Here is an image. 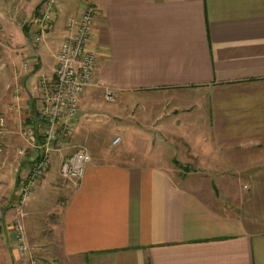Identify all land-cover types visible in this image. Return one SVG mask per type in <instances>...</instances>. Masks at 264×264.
<instances>
[{
	"label": "crops",
	"instance_id": "crops-1",
	"mask_svg": "<svg viewBox=\"0 0 264 264\" xmlns=\"http://www.w3.org/2000/svg\"><path fill=\"white\" fill-rule=\"evenodd\" d=\"M40 1L0 0V39L30 45L22 54L30 66L22 92L34 97L26 88L33 72L41 70L36 86L52 76L67 17L91 3L96 69L80 111L94 105L127 117L138 98L139 119L157 117L156 131L183 141L186 161L201 170L178 175L165 150L127 163L91 159L53 205L63 264H264V0H57L48 35L36 44L29 32ZM107 93L113 101L98 104ZM147 110L152 114L144 116ZM27 158L1 164L5 196ZM39 196L27 204L29 217H37ZM10 213L0 206V264L9 254L2 218Z\"/></svg>",
	"mask_w": 264,
	"mask_h": 264
},
{
	"label": "rangeland",
	"instance_id": "rangeland-1",
	"mask_svg": "<svg viewBox=\"0 0 264 264\" xmlns=\"http://www.w3.org/2000/svg\"><path fill=\"white\" fill-rule=\"evenodd\" d=\"M30 22L31 17L22 19L20 25L25 26L30 24ZM47 35L48 32L44 34L43 38L47 37ZM39 42L34 43L38 44ZM26 46L30 48L27 42L26 44L25 42L18 44L14 39H10L5 35L0 39V98L5 97L3 99L5 109L0 111V115L4 117V121L0 120V168L5 160L11 162L15 161L16 156L20 157V155H23L27 158L32 152H35V156L38 154L37 150L32 148L28 142L27 130L30 126L34 128L38 126L34 119L38 106L37 86L34 79L41 70L33 72L26 82L27 90L34 96L31 98L36 100L34 104L32 99L25 94L27 93L25 89L22 92L19 84L30 71L27 57L22 56L27 49L24 50ZM15 51H17V54H15ZM48 60V55H44L43 66L45 69L49 68L50 62ZM25 63L28 64L27 68L24 67ZM15 78L20 79L18 80V84H14L13 80ZM7 79L12 82H10V86L5 90ZM96 99L98 100V104H103L109 101L112 102L113 96L111 100H108L106 95L103 94L101 98ZM138 102V98L132 99L131 112L130 116H128L129 114L127 115L128 118L124 117L122 113L108 115L106 110L94 105L85 107L84 112L80 111L74 120L75 122L82 113L84 114L80 129L74 131L72 136L68 135L66 138H63L59 149L52 152L48 168L34 185L31 197L26 200L21 208H18L19 187L35 156L23 161V167L25 168L24 175L19 174L10 194L5 196L0 185L1 195L5 196L0 206L3 209H10L11 212L6 221L4 217L2 218L3 227L7 230L5 236L9 243V254L8 257L3 259V264H63L58 237V215L53 208L55 205L63 202L66 190L74 187L76 181L64 180L60 177L58 171L55 173L54 179H52L50 184H42L40 188L38 186L43 182L46 172L49 169L52 172V167L50 168V166L53 163L54 165L56 163L59 164L63 156L72 153L79 146H84L89 150L92 160L102 163H127L149 152L154 153L155 150H165L168 153V159L172 160V164L176 168L178 175L184 176L191 171L201 173V170L196 169L194 162L186 161L188 147L183 141H173L170 138L165 139L160 132L156 131L154 126L156 123L158 124L157 117L155 118L153 115L147 120L139 119L141 115L139 111L142 110V106ZM149 110L144 111V116L152 114ZM117 136L120 137V140L114 144L113 140ZM7 169L4 172H8L9 170ZM37 192H39V197H41L39 208H37L35 213L37 217H29L27 204L30 200L34 199ZM14 218H19L23 224V234L27 245L25 253L19 254L16 251L18 253L17 256L13 254V249H15L13 237L12 235L11 237L9 236V225ZM24 219L27 220L26 229ZM6 222H8V228H6Z\"/></svg>",
	"mask_w": 264,
	"mask_h": 264
},
{
	"label": "built area",
	"instance_id": "built-area-1",
	"mask_svg": "<svg viewBox=\"0 0 264 264\" xmlns=\"http://www.w3.org/2000/svg\"><path fill=\"white\" fill-rule=\"evenodd\" d=\"M57 0H41L35 9L29 36L32 42L42 40L52 26ZM97 12L93 4L86 3L81 10L67 17L65 33L58 46L57 60L52 76H41L38 80V103L35 113L37 128L27 130L30 146L38 154L27 169L18 192V208L32 195L34 185L45 173L52 152L59 149L63 138L70 135L76 116L80 112V96L93 81L96 69L97 51L91 45L92 27ZM27 63L24 67L27 68ZM106 98L112 99L107 93ZM120 140L117 136L113 143ZM91 161L87 148L78 147L61 158L59 175L64 180L80 179ZM15 250L25 253L22 224L19 218L11 222Z\"/></svg>",
	"mask_w": 264,
	"mask_h": 264
},
{
	"label": "trees",
	"instance_id": "trees-1",
	"mask_svg": "<svg viewBox=\"0 0 264 264\" xmlns=\"http://www.w3.org/2000/svg\"><path fill=\"white\" fill-rule=\"evenodd\" d=\"M25 30H26V28H25Z\"/></svg>",
	"mask_w": 264,
	"mask_h": 264
}]
</instances>
